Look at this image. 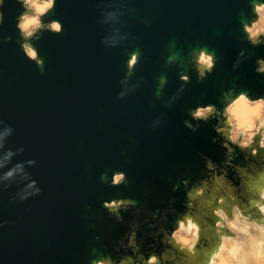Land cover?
<instances>
[{"label":"water","instance_id":"95a60500","mask_svg":"<svg viewBox=\"0 0 264 264\" xmlns=\"http://www.w3.org/2000/svg\"><path fill=\"white\" fill-rule=\"evenodd\" d=\"M129 6L136 10L126 17L136 39L126 47L105 49L92 0H58L53 18L63 24V33L45 32L35 42L45 60L41 74L16 42L15 17L22 9L6 0L2 30L13 39L0 50V115L14 129L8 146L24 148L16 159H35L29 171L43 191L14 205L9 197L16 186L3 193V216L13 223L0 234V264H79L92 235H115L123 227L107 217H88L89 207L98 209L116 191L139 195L142 184L166 190L161 176L174 175L197 150L218 153L210 127L196 133L184 127L185 109L215 102L220 85L231 83L232 62L246 46L237 18L250 6L244 0H133ZM172 40L182 56L194 46L216 49V71L197 84L186 65L165 67ZM135 47L145 58L136 71L143 82L137 92L119 100L118 82ZM255 52L264 56V49ZM181 70L192 83L172 109H165L154 96L157 77L167 76V98L179 86ZM241 83L264 91V77L254 73L252 61L242 66ZM160 111L168 118L152 131L147 124ZM114 170L127 173L131 190L100 182L102 172L110 177ZM89 224L96 225L95 232Z\"/></svg>","mask_w":264,"mask_h":264},{"label":"clouds","instance_id":"9594fccd","mask_svg":"<svg viewBox=\"0 0 264 264\" xmlns=\"http://www.w3.org/2000/svg\"><path fill=\"white\" fill-rule=\"evenodd\" d=\"M22 9L15 17L16 42L27 60L45 72V60L36 47L45 32L61 35L64 26L53 18L58 0H14ZM96 23L104 33L100 45L105 49L126 47L136 37L129 31L127 16L134 15L133 0H92ZM250 10L237 18L240 47L231 69L234 75L227 86L221 84L215 102H197L185 109L183 125L191 133L210 127V137L218 153L197 150L193 160L174 175H162L166 190L142 184L139 195L122 191L108 194L98 209H88V217L108 219L122 225L118 234H94L86 243L79 264H264V91L241 83L242 66L252 61L256 75L264 77V0H244ZM0 0V50L11 35H4V5ZM165 67L186 65L203 84L217 69L220 57L207 45L194 46L182 56L176 41L169 42ZM255 57L254 61L252 60ZM145 58L139 47L128 55L124 75L119 80L117 99L125 100L142 85L136 71ZM180 84L165 98L167 76L157 77L154 91L163 108L172 109L192 83L184 70ZM206 94L201 93L203 98ZM155 103L150 108L155 109ZM168 113L160 111L147 124L152 131L163 126ZM14 129L0 115V234L13 221L3 216V193L16 186L9 204L22 203L42 193L29 171L35 159H16L23 146H8ZM134 143L135 141L132 140ZM127 156V153H122ZM100 182L111 189H130L125 171L100 174ZM95 232L96 225L89 224Z\"/></svg>","mask_w":264,"mask_h":264}]
</instances>
